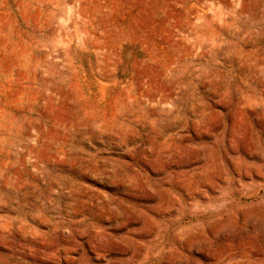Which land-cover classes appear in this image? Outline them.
I'll return each mask as SVG.
<instances>
[{"label":"rangeland","instance_id":"374dc122","mask_svg":"<svg viewBox=\"0 0 264 264\" xmlns=\"http://www.w3.org/2000/svg\"><path fill=\"white\" fill-rule=\"evenodd\" d=\"M0 264H264V0H0Z\"/></svg>","mask_w":264,"mask_h":264}]
</instances>
